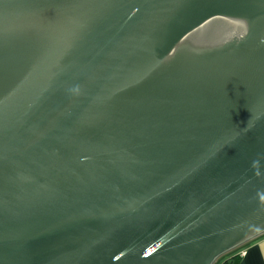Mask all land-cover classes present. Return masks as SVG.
Masks as SVG:
<instances>
[{
    "label": "water",
    "instance_id": "1",
    "mask_svg": "<svg viewBox=\"0 0 264 264\" xmlns=\"http://www.w3.org/2000/svg\"><path fill=\"white\" fill-rule=\"evenodd\" d=\"M262 236L264 0H0V264Z\"/></svg>",
    "mask_w": 264,
    "mask_h": 264
},
{
    "label": "crops",
    "instance_id": "2",
    "mask_svg": "<svg viewBox=\"0 0 264 264\" xmlns=\"http://www.w3.org/2000/svg\"><path fill=\"white\" fill-rule=\"evenodd\" d=\"M235 257L240 258L239 264H264V236L229 255L227 258L232 260Z\"/></svg>",
    "mask_w": 264,
    "mask_h": 264
},
{
    "label": "trees",
    "instance_id": "3",
    "mask_svg": "<svg viewBox=\"0 0 264 264\" xmlns=\"http://www.w3.org/2000/svg\"><path fill=\"white\" fill-rule=\"evenodd\" d=\"M226 259H227V261H226ZM239 262H240V258H238V257H235V258H233L232 260L230 259L229 260V258H224L223 260H221V262H220V264H239Z\"/></svg>",
    "mask_w": 264,
    "mask_h": 264
},
{
    "label": "rangeland",
    "instance_id": "4",
    "mask_svg": "<svg viewBox=\"0 0 264 264\" xmlns=\"http://www.w3.org/2000/svg\"><path fill=\"white\" fill-rule=\"evenodd\" d=\"M228 257H229V256H228ZM222 259H223V258H222ZM222 259H221V260H222ZM221 260H220L217 264H220Z\"/></svg>",
    "mask_w": 264,
    "mask_h": 264
},
{
    "label": "flooded vegetation",
    "instance_id": "5",
    "mask_svg": "<svg viewBox=\"0 0 264 264\" xmlns=\"http://www.w3.org/2000/svg\"><path fill=\"white\" fill-rule=\"evenodd\" d=\"M226 257H228V256H226ZM226 257H224V258H226ZM224 258H223V259H224ZM223 259H222V260H223Z\"/></svg>",
    "mask_w": 264,
    "mask_h": 264
},
{
    "label": "snow or ice",
    "instance_id": "6",
    "mask_svg": "<svg viewBox=\"0 0 264 264\" xmlns=\"http://www.w3.org/2000/svg\"><path fill=\"white\" fill-rule=\"evenodd\" d=\"M149 255L151 254V253H148Z\"/></svg>",
    "mask_w": 264,
    "mask_h": 264
}]
</instances>
